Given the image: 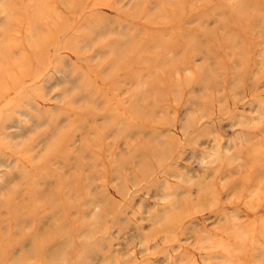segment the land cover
<instances>
[{
  "label": "rangeland",
  "instance_id": "rangeland-1",
  "mask_svg": "<svg viewBox=\"0 0 264 264\" xmlns=\"http://www.w3.org/2000/svg\"><path fill=\"white\" fill-rule=\"evenodd\" d=\"M0 264H264V0H0Z\"/></svg>",
  "mask_w": 264,
  "mask_h": 264
}]
</instances>
